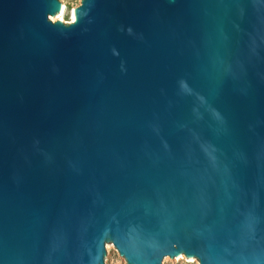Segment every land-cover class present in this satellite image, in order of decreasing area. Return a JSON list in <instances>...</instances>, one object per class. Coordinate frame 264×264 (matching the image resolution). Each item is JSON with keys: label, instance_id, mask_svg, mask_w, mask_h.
<instances>
[{"label": "water", "instance_id": "water-1", "mask_svg": "<svg viewBox=\"0 0 264 264\" xmlns=\"http://www.w3.org/2000/svg\"><path fill=\"white\" fill-rule=\"evenodd\" d=\"M0 0V264H264V0Z\"/></svg>", "mask_w": 264, "mask_h": 264}, {"label": "rangeland", "instance_id": "rangeland-1", "mask_svg": "<svg viewBox=\"0 0 264 264\" xmlns=\"http://www.w3.org/2000/svg\"><path fill=\"white\" fill-rule=\"evenodd\" d=\"M63 3L66 5L63 11L57 16V18L54 20H62L65 23H69L73 21L72 14L74 9L81 4L82 0H62ZM112 260L110 264H128L126 259L120 255L118 250L115 247H107ZM166 264H174L171 262L166 261ZM175 264H193L192 261L184 256L182 259H180L178 262Z\"/></svg>", "mask_w": 264, "mask_h": 264}, {"label": "bare ground", "instance_id": "bare-ground-1", "mask_svg": "<svg viewBox=\"0 0 264 264\" xmlns=\"http://www.w3.org/2000/svg\"><path fill=\"white\" fill-rule=\"evenodd\" d=\"M64 10V9H63ZM62 10V11H63ZM72 18H73V20H75V13H74V11H73V14H72Z\"/></svg>", "mask_w": 264, "mask_h": 264}]
</instances>
